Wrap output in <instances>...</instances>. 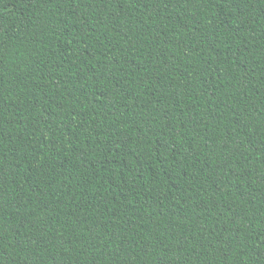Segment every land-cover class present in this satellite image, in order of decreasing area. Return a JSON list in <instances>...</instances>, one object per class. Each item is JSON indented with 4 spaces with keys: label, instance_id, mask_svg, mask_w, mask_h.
Masks as SVG:
<instances>
[{
    "label": "trees",
    "instance_id": "1",
    "mask_svg": "<svg viewBox=\"0 0 264 264\" xmlns=\"http://www.w3.org/2000/svg\"><path fill=\"white\" fill-rule=\"evenodd\" d=\"M0 264H264V0H0Z\"/></svg>",
    "mask_w": 264,
    "mask_h": 264
}]
</instances>
